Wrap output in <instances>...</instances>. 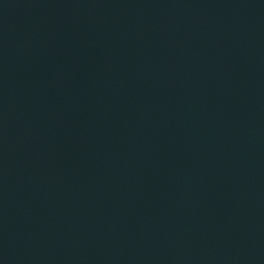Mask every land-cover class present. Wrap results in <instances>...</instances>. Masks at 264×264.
I'll list each match as a JSON object with an SVG mask.
<instances>
[{"label":"water","instance_id":"water-1","mask_svg":"<svg viewBox=\"0 0 264 264\" xmlns=\"http://www.w3.org/2000/svg\"><path fill=\"white\" fill-rule=\"evenodd\" d=\"M0 264H264V0H0Z\"/></svg>","mask_w":264,"mask_h":264}]
</instances>
